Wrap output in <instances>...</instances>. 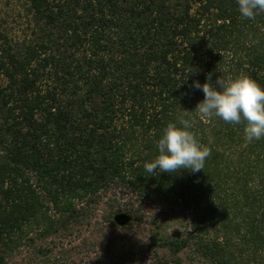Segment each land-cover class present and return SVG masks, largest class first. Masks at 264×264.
<instances>
[{
    "label": "trees",
    "instance_id": "trees-1",
    "mask_svg": "<svg viewBox=\"0 0 264 264\" xmlns=\"http://www.w3.org/2000/svg\"><path fill=\"white\" fill-rule=\"evenodd\" d=\"M209 74L264 88V13L0 0V264H264V137L197 116L192 84ZM181 115L210 151L203 170L149 176Z\"/></svg>",
    "mask_w": 264,
    "mask_h": 264
},
{
    "label": "clouds",
    "instance_id": "clouds-1",
    "mask_svg": "<svg viewBox=\"0 0 264 264\" xmlns=\"http://www.w3.org/2000/svg\"><path fill=\"white\" fill-rule=\"evenodd\" d=\"M243 18L254 19L264 13V0H236ZM192 87L203 93V100L195 106L196 114L202 119L218 117L226 123L244 122V139L259 140L264 137V88L248 76L235 78L217 77L211 83V74L203 84L193 81ZM179 126L169 123L157 141L158 155L145 162L144 170L151 174L179 173L203 170L205 159L210 155L207 147L199 144L190 129L194 121L178 117Z\"/></svg>",
    "mask_w": 264,
    "mask_h": 264
},
{
    "label": "rangeland",
    "instance_id": "rangeland-1",
    "mask_svg": "<svg viewBox=\"0 0 264 264\" xmlns=\"http://www.w3.org/2000/svg\"><path fill=\"white\" fill-rule=\"evenodd\" d=\"M173 225L174 224H170L169 223V225L167 226L168 227L167 228V231H170V229L173 228ZM81 238L82 237H80V239H76L73 244L76 245V244L80 243L79 244V246H80L81 245V242H82L81 241ZM136 240L140 244H142L143 246H147V244H148V240L145 237L137 236L136 237ZM64 243H65V241H64ZM96 252H98V250H96ZM95 254H97V253H94V254L93 253H88L87 256H85V257H84V254L71 255V259L73 258L75 260V263L76 264H83V262H84V264H96L95 263V258H96ZM68 259L70 260V258H68Z\"/></svg>",
    "mask_w": 264,
    "mask_h": 264
},
{
    "label": "water",
    "instance_id": "water-1",
    "mask_svg": "<svg viewBox=\"0 0 264 264\" xmlns=\"http://www.w3.org/2000/svg\"><path fill=\"white\" fill-rule=\"evenodd\" d=\"M116 221H118L119 223H125L126 221H128V217L127 216L117 217Z\"/></svg>",
    "mask_w": 264,
    "mask_h": 264
}]
</instances>
